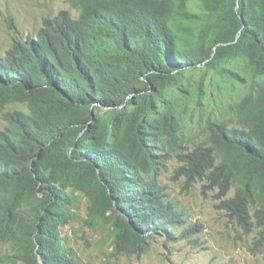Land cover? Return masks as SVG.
<instances>
[{
	"label": "trees",
	"instance_id": "16d2710c",
	"mask_svg": "<svg viewBox=\"0 0 264 264\" xmlns=\"http://www.w3.org/2000/svg\"><path fill=\"white\" fill-rule=\"evenodd\" d=\"M66 2L76 16L60 10L0 47V110L22 106L0 129V264H78L61 233L69 189L83 193V225L104 228L113 254L174 239L184 214L159 178L171 152L176 172L213 191L243 232L263 228L264 0ZM206 71L242 91L189 149L178 94L194 96Z\"/></svg>",
	"mask_w": 264,
	"mask_h": 264
},
{
	"label": "rangeland",
	"instance_id": "374dc122",
	"mask_svg": "<svg viewBox=\"0 0 264 264\" xmlns=\"http://www.w3.org/2000/svg\"><path fill=\"white\" fill-rule=\"evenodd\" d=\"M60 10L77 15L66 0H0V47L6 48L12 37L34 34L43 17H52ZM237 69L249 76L242 63ZM202 78V70L187 72L190 91ZM242 83L222 80L215 72L206 71L202 88L194 94L199 104L187 93L178 94L182 109L183 147L191 149L204 138L201 126L205 119H221L227 116V105L241 94ZM194 106L195 111H191ZM21 105H9L0 110V129L5 122L3 113ZM186 109H188L186 111ZM190 109V110H189ZM203 110L199 122L198 113ZM186 111V112H185ZM184 150L183 148L181 149ZM181 161L173 152L166 155L165 165L159 172L166 196L183 212L185 222L173 228L175 238L158 237L147 251L141 254H113L111 240L104 228L83 225L86 200L80 190L66 192L73 195V218L61 233L64 242L74 250L78 264H264V227L253 228L248 233L230 219L222 209L213 191H204L201 182H187L177 173ZM197 225V226H196ZM191 227L188 235L181 232ZM197 228L199 230H197ZM7 246H0V251Z\"/></svg>",
	"mask_w": 264,
	"mask_h": 264
}]
</instances>
